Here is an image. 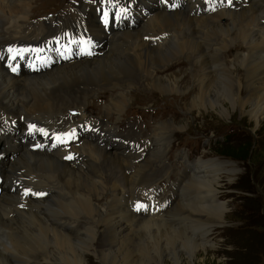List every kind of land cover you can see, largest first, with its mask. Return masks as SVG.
I'll list each match as a JSON object with an SVG mask.
<instances>
[{"label":"bare ground","instance_id":"bare-ground-1","mask_svg":"<svg viewBox=\"0 0 264 264\" xmlns=\"http://www.w3.org/2000/svg\"><path fill=\"white\" fill-rule=\"evenodd\" d=\"M0 1V11L3 12L2 14H5V17L0 18L1 31L4 30L8 34H11V32H13L16 27H21L17 24L19 23V20L17 21V12L21 11V9H23L22 17L24 22H26L29 18V12L32 16V2H30V0H20L21 3L17 0ZM116 1L119 3H124V5L127 6L130 5L127 3V0H113L110 2V5L107 3L106 6L111 7L113 2ZM104 2L105 0H97L96 4L99 6ZM172 2L173 0H139V3L131 4L133 7L131 9V13H127L126 18L123 19L120 24H118L117 28L112 29L111 32L107 34L102 40L104 41V48L106 49L105 53H109L103 56L102 59L99 58L100 60L98 61H90L89 63L87 62L88 64L92 65L93 71L91 72V70H89L90 73L86 72L82 74L83 81L93 82L98 77H106L107 73L110 74L107 72L108 69L112 70L115 75L119 74L120 72H124L126 74L128 71H135L136 74L155 76V66L158 64L169 63L181 54L191 55L194 61L200 60L201 51H203L202 55L204 60L210 59L211 64L216 65L219 69H224L226 73L225 75L211 78L209 71L204 70V75L202 79L200 78V92L199 94H195L189 103V110L196 108L199 109L202 107H204V109L218 107L224 116H229V108L226 105L228 101L232 108H239L242 112H247L256 122L259 123L260 121L264 120V0H231V2H229V0H221V2H218L213 6H209L208 8L191 6V2H194L191 1L188 2L185 8L175 11L173 10L174 6ZM83 8L84 12H89L90 10L95 12V10H97V8L94 10V7L88 4L83 5ZM236 10L243 11L240 12ZM214 12H217V14L213 15ZM236 12L240 14L237 19L234 18ZM256 13H260V15L255 16ZM152 14H155V17L150 20V16ZM209 16H212V21H210ZM245 16H250V18H245L243 20L242 18ZM176 17L188 19L190 25L188 29H191V31L186 32L188 22L181 23L180 28L168 25L173 23ZM30 20L28 21V30L32 32V38L36 37L40 29H43L44 33H48L50 30H53L57 27V21H50V27L47 29L42 23L31 26ZM65 20V17L60 18L58 22ZM247 20L249 21L248 24L243 25L242 22ZM256 22L257 24L255 25ZM26 25L27 22L25 26ZM154 25H157V27ZM212 33H214L216 36L224 37L230 41H233L235 38L243 35L242 39L244 40V43L242 44H244L245 49L240 52H236L234 60L241 62L243 66L249 69V71L253 70L252 74H250L246 79L247 85L243 83V78H241V76H239L237 79H234V72L228 68L229 63L227 60L223 59V57L220 58V53H218L219 46L210 35ZM219 33L222 34L220 35ZM88 34L91 35L92 33L89 32ZM120 34L128 35L130 37L123 41V46L126 48V50H129L128 52H124V54L119 53L117 51L119 50V47L114 44L121 41L119 36ZM31 43L33 42H11L6 44L4 48L0 49V57L3 58H0V61L4 62L5 67L10 73H12L10 63L8 65L6 62L9 55H11L13 59L19 58L22 61L27 62L30 67L34 69L31 70L28 66L23 65V67L20 68V71L16 73H20L22 70L27 73H38L46 70V68L49 66V61H51L53 58L63 59L62 62L65 61L70 64L58 66L52 71L48 70L49 72L47 74L43 73L45 76H29L26 78H21L19 75H10L0 65V103L2 104L17 108L18 106H23L31 99L37 100L36 98H41V95L46 93L48 90L51 92L56 86L59 87L63 86L64 84H72L78 80L76 77L78 75L77 69L84 70V64L79 63L78 60H76V57L74 58L72 55L66 52H63L62 55L52 57L49 61L43 63V61L38 58V54L35 51L37 57L34 58L35 65L32 66L31 56L34 54V49L32 51H27L24 54L22 53V51H25L24 47H28ZM33 44H36L38 47L46 50V45L39 43ZM236 46L237 43H235L234 47H230L228 50H226L225 54L230 55L235 51ZM226 48H228V46ZM194 50L196 51L197 55L189 53L190 51ZM251 54H253V56L250 57ZM185 64L186 60L180 59L175 64L172 62L167 67V70L173 69L177 65L184 66ZM38 65H40L39 68L37 67ZM204 67L205 65L202 64L200 69L203 71ZM212 70H214V68H212L211 65V72ZM158 71L159 70H157V73H159ZM71 74L74 76V78H67V75ZM128 77L134 78L133 80H135L134 76ZM108 78L109 77H106V79ZM125 81L128 82L131 80ZM154 84L160 90L165 88L175 89L174 82L169 79L155 77ZM81 85L83 86H79V89H77L78 94L82 91H85V89H89L90 87H97V89L100 87L97 85H91L89 83H83ZM119 87H122L123 89L120 90ZM111 88H118V92L113 97H111L108 105L114 101L113 99L115 97L117 98L118 94H126L127 89L124 87V85H118L116 87L111 86ZM90 90L86 91V101L80 107L77 117L72 116L68 118L66 116V112L64 111L61 113L62 122L68 121V124H72L78 120V115H81L82 118L86 116V111L88 109V105H86L87 95L90 94ZM181 91L182 90H177V92ZM122 100H124V98ZM117 103L119 104V102ZM32 104L34 105L35 101H33ZM108 105L105 106V109ZM126 106L127 104H123L121 107H118L120 109H115L109 117H105L104 109L102 118L105 117L111 119L115 111L121 112L126 108ZM58 108L59 105H57L51 99H47L46 101L34 106H30L27 109L31 111L33 109L36 112L43 110L54 111ZM174 114L177 113L175 112ZM30 118V128L23 129L22 131H8L6 128L3 130V137L7 139L8 143L10 144L9 147H5L0 143V148L4 149V152L2 153L4 156V161L9 162V160L11 161L14 159L17 154L16 141L20 140L19 135L21 133L28 134V132L31 130L32 132L37 130L38 133L32 135V142L27 143V147L29 149L36 150L43 145L44 150L49 153H54L56 158L59 159L63 158V155L61 154L62 150L56 149V146L62 144L63 141L66 143L69 137L74 144L78 140V133L69 132L66 135V132L70 130L66 129L64 131H60L55 127L53 122H41V120L44 118ZM108 122L110 121L108 120ZM100 123H102V125L106 124V126L99 128L95 124L94 131L92 132L101 135L102 137L112 136L118 139L128 138L118 134L115 129H112L111 122L106 123V121L102 120ZM70 127L71 125L68 128ZM183 127L184 126L181 124L177 126L174 123L170 128H168L167 125L162 124V121L154 124L151 134L145 140H143V143L147 144V148L144 152V155L142 152H140V155L143 156V159H141L143 162L140 164L139 162H137V164H133L130 161L129 154L124 155L123 152L115 153L114 157L116 156V159H119V156L129 158V165L131 167H135L138 164L141 166L144 163H147L146 168H136L131 175H127L124 171V174H126L127 178H129L127 181L129 189L135 186L136 182L142 181L143 178L140 174L145 169L150 167V165L153 163V160H162L161 156L166 151V147H168L172 141V132L176 129L180 130ZM3 137H0V142L3 141ZM82 138H84V136H82L80 139V145H82L84 142V139ZM92 140L97 144H101V140L100 138H91V140L86 143V150L89 151L92 149L91 155L94 156L99 151V147ZM149 140L154 143L152 151L150 149L151 146L147 143ZM134 145L135 144L131 146ZM73 147L74 148L72 149V146L69 145L65 149V151L69 152L67 159L75 161L79 167L88 171L87 175L78 173H75L74 175L78 183H82L84 188H89V192L87 194H84L78 185L70 181V174L58 173L55 170L49 172V175L54 174V176L52 179L48 180L49 188L43 190V193H40L39 189H36L34 186L28 184L25 177L20 179V174L25 171L32 173L39 172L37 168L38 162L32 161L38 159L39 157L35 154H31L29 156V159L31 160L29 163H26L25 160L24 162L26 164L18 168L22 171H12L10 174H7L6 171L1 174L0 171V195L3 194V197L6 193V190H8L10 186H12L10 190L21 189L24 192L23 199L26 198L27 194L36 197H43V200H40V205H38L40 208L43 206V211H37L36 209L31 210L30 218L28 217L29 219L26 221V226H20L19 230L17 229V224L14 220H6L1 216L2 214L0 215V264H20L23 262H28L31 258L34 259L36 262L35 264H44L43 257L45 260H49L48 257L43 255V250L46 248L50 249L55 262L63 264H89L87 254L90 252L97 256L103 264H166L169 258L173 260L175 264H184V257L194 260L202 250H205V244L208 241L207 237L210 230H202V233L199 236H196L194 234V230L190 229V227H195V224L216 225L221 223V221L224 219L226 206L224 202L217 200V186L219 184L218 174L221 171L219 163L203 161L199 160V158L189 163L186 155L183 157V170H181V168L177 169V172L182 174V177L179 179L180 188H187L185 184L190 182L198 184L199 188H197L198 190L196 191V198L193 199L192 196H186V198H183L181 202L185 203L186 207L181 210L182 213L179 216L173 215V217L177 218L184 216V218L189 221L188 225L183 226L184 230L180 231L177 228H172L173 222L164 221L162 223L160 221L159 215L153 218L148 216V214L152 212H159V207L157 205L158 201L155 197L156 195H154L155 192L150 193V191L147 189L140 191V193H143L145 197L149 198V201L145 203V207L147 209L146 213H148L145 214V216L140 218L135 215L137 214L136 212L133 211L135 214H132L129 210L125 211L126 220H124L125 218L123 219L120 217L119 219L113 221V218L105 216L104 213H107V211L104 208L98 207L94 203L93 199L94 197L98 198L103 195L105 191V185H100L106 183L111 185L115 196L119 194V187L115 182L108 181L106 177L101 174L102 172H99L98 170L92 171L88 165L85 166V155L82 154V152H79L76 146ZM138 150H140V148ZM130 154H132V152H130ZM150 155L152 162L149 160ZM69 157L71 158L69 159ZM76 158L81 159V161H76ZM168 159L171 160L172 158ZM209 162L212 163L213 170L216 171V173L211 171L208 172L207 167L209 166ZM102 163L117 177L121 183H125V178L121 168L113 169L119 170L122 173V178H119L118 175H116L107 164L105 165L103 161ZM57 164V161H55L54 165ZM197 164L206 165V170L195 171ZM187 167H195V169L194 171L187 173ZM77 171L79 172V170ZM149 174L155 175L157 179L160 176V173H156L152 170L149 171ZM144 183H147L150 189L153 188L151 187L153 183L150 182V179H147ZM178 189L179 188L176 190ZM176 190L171 191L170 195H166V197H170L171 193L175 192ZM111 195V190H107L105 192L106 197L110 198ZM132 195L133 197L135 196V190H133ZM83 196L84 198L82 200L75 202V199H80ZM1 200L2 199H0V202ZM208 200L211 201L207 203L206 201ZM118 202L119 200H113L109 205L114 206ZM62 204V215L64 218L58 219L59 207ZM75 206H79L77 209L79 214L90 215L92 217L97 215V217H101L100 219L103 223L108 224L109 230H107L110 235V237L108 236L110 238V244L108 247L103 248L100 244H93V235H95L96 232L91 227V221L86 219L85 221H81L78 224L73 221V210ZM68 222L70 225H72V229H76L75 226H77L79 228H83L85 231H88L87 238L72 236L70 233H68ZM177 222L178 221H176V223ZM213 225H209V227L211 228ZM140 227H144L142 234L140 233ZM79 228H77V230H79ZM106 237L107 236H105V239ZM43 240H45V244L47 241V245L43 244ZM213 246L214 244L210 245V247ZM26 249L31 253L29 252L28 254H25L21 257L12 255V251L17 253L19 251L21 253H25ZM183 250L186 255H184ZM45 254L47 255L48 253L45 252Z\"/></svg>","mask_w":264,"mask_h":264},{"label":"rangeland","instance_id":"rangeland-1","mask_svg":"<svg viewBox=\"0 0 264 264\" xmlns=\"http://www.w3.org/2000/svg\"><path fill=\"white\" fill-rule=\"evenodd\" d=\"M17 1L20 2V0ZM90 1L96 0H30V2H32V4L30 3L32 5V16L29 12V18L26 21L27 25L25 26L26 22H24V19L22 17L23 9H21V11L17 12V21L19 20V23L17 24L21 27H16L13 32H11L12 35L10 33L8 34L4 30H0V36H2L0 37V49L4 48L6 44H9L11 42L32 41L33 43L39 44L46 43V40L49 37L59 32L60 27L57 26L53 30H50L48 33H44V30L40 29L36 37L32 38V32L28 30V21L30 20V16L31 23L33 24H36L39 21L43 24L44 21H47V29L50 27L49 20L51 17L53 21H58L60 18L65 17L68 21H63L65 24L61 27L62 29L69 23L75 24L76 20L79 19L77 13H81V11L84 9L83 5H92L95 9V2ZM134 1L135 0H127V3L135 4ZM191 1H194L192 2L191 6H200L202 8H208L209 6H213L218 2H221V0H212L210 3H207L205 0ZM137 3H139V0H137ZM72 9L74 10L73 13H71ZM2 13L3 12L0 11V18L5 17V14ZM72 14L74 15L71 16ZM215 14H217V12H214L213 15ZM258 15H260V13L255 14V16ZM212 16H209L210 21H212ZM239 16L240 14L236 12L234 18L237 19ZM250 16H245L242 19L244 20L245 18H250ZM154 17L155 14H152L150 16V20ZM88 19L89 24L85 26L80 32L88 37H91L93 40H95L96 44L98 40L102 41L107 35V33H105L103 28L99 26L97 19L100 18L97 17L93 10H90L89 12L85 11L79 26L83 27L88 21ZM183 22H188L186 32H190L191 29H188L190 26L189 21L185 18L176 17L173 23L168 25L180 28V24ZM248 22L249 21L247 20L242 22V24H248ZM257 22L255 23V25L257 24ZM154 26L157 27V25ZM17 29L19 32L17 31ZM89 32H91L92 34L89 35ZM219 34L221 35L222 33ZM210 35L213 37V39L219 46L218 53H220V58L223 57V59L227 60V62L229 63L228 68L234 72V79H237L239 78V76H241V78H243V83L247 85L246 79L250 74H252L253 70L249 71V69L243 66L241 62L234 60L235 53L245 49L244 44H242L244 43V40L242 39L243 35L238 38H235L233 41L227 40L224 37L216 36L214 33ZM119 36L121 38V41L119 43L114 44L119 47V50L117 51L121 54H124V52H128L129 50H126V48L123 46V41L130 37L128 35L122 34H120ZM54 38L55 36L49 38V45L53 44L51 40L54 41ZM235 43H237L235 51L232 52L230 55H226V50H228L230 47H234ZM227 46L228 48H226ZM57 51L61 52V50L58 49ZM108 53L109 52H106L101 56H97L90 59L78 60L79 63H83L85 66L83 65L84 70L77 69L78 75L76 77L78 80L73 82L72 84H64L63 86L59 87L55 85L56 87H54L51 92H49L48 90L46 93L41 95V98H36L37 100L31 99L27 104L23 106H18V108L0 103V137H3V130L5 128L8 131H22L23 129L30 128V117L42 119L44 118L43 120H41V122H53L58 130H66L67 127H69L71 124H67L66 127V125H63L64 122H62L61 124L59 123V121L62 120L61 113L70 109H80V107L84 104V102L86 101L87 92L82 91L78 94L77 91V89H79V86H83L81 85L83 83H89L91 85L100 86L97 90L90 92V94L87 95V103L88 105H91L93 102L98 104L100 106V109H90L89 113L93 114L96 117H102L101 110L104 107V101L102 99H99L98 95L103 96L104 94H107V101L108 97L111 95V93L109 92L111 86L116 87L118 85H124V87L127 88L126 94L120 93L117 95V98L115 97L113 99L114 101H112L105 109V117H109L115 109L118 110L120 109L118 107H121L123 104H127L126 108L121 112L115 111L114 116H112L111 118L114 119V122L119 126V122L121 120H129L127 124H132L134 126L135 133L140 137L142 135L147 137L152 131L153 125L161 121L162 124L167 125L168 128H170L171 125H173L174 123L177 126L180 124L184 126L180 130L176 129L172 132L173 138L169 146L166 147V151L162 156L163 161L160 162L156 159L153 160V163L150 165V167L145 169L140 174L143 178V182H140L144 183L147 179H150L151 183L157 181L158 179L156 178V176L149 174V171L152 170L158 173V168L162 167V164H164L166 161L169 162L168 166L161 172L169 175L175 173L173 181H177L180 175L177 172V169H182L183 167V157L179 158V153L181 154V156L183 153H185L187 155L188 161L191 162L199 158V160L211 161L220 164L221 171L218 174L219 184L217 186V200H219L220 202H224L226 206L224 219L221 221V223H218L216 225L195 224V227H190V229L194 230V234L196 236H199L202 233V230H210V232L207 237L208 241L205 244V250H202L198 254L197 258H195L194 260L188 257H184V264H264V120L260 121L259 123L256 122L251 118V116L247 112H242L239 108H232L231 104L228 101L226 105L229 108V116H224V114L218 107L210 109H204V107H202L199 109L196 108L189 110V103L191 102L195 94H199L200 92L201 79L204 75V70L209 71L211 78H214L215 76L219 77L225 75L226 73L224 69H219L216 65L211 64L210 59L204 60V57L202 55L203 51H201L200 60L194 61L191 55L181 54L169 63L158 64L157 66H155V76H145L141 74H136L135 71H128L126 74L124 72H120L119 74L115 75L112 70L108 69L107 72L111 74L110 75L107 73L106 77H109L108 79L102 76V78L98 77L93 82L83 81L82 74L86 72L90 73L89 70H91V72L93 71L92 65L88 63L90 61H98ZM189 53L197 55L195 50L190 51ZM251 56H253V54H251L250 57ZM180 59L186 60V64L184 66L177 65L173 69L167 70V67L172 62L173 64H175ZM62 61L63 59L53 58L51 61H49V66L46 68V70H43L38 73H27L24 70H22V72L20 73H10L5 67L3 61H0V65L6 70V72H8V74L19 75L21 76V78H26L29 76H45L44 74H47L49 71L56 69L58 66L70 64L65 61ZM202 64L205 65L203 71L200 69ZM211 65L212 68H214L212 72ZM157 70H159V73H157ZM128 76H134L135 80H133L134 78H129ZM68 77H71V79L74 78L72 74L67 75V78ZM155 77L172 80L174 82L175 89L165 88L160 90L154 84ZM125 80L131 81L127 82ZM113 89V91H116V93L118 92V88ZM119 89L122 90L123 88L119 87ZM102 90L107 91L108 93H99ZM177 90L182 91L177 92ZM123 98L124 100H122ZM47 99H51L52 101H54L57 105H59V108L55 109L54 111L43 110L36 112L33 109L32 111L27 109L28 107L39 104L43 101H46ZM33 101H35L34 105L32 104ZM117 102H119L120 106ZM175 112L177 114H174ZM79 119H83L81 115H78V120ZM84 126L87 127V125ZM31 132L32 130L29 131L28 134L21 133L19 135L20 140L16 141L17 154L14 159L11 160L12 162L10 160L9 162L4 161V156L2 155L4 149L0 148L1 174H3L5 171L7 174H10L12 171L21 170L18 168L26 163H29L31 161L29 159V156L31 154H35L39 157L38 159L32 161L38 162L37 168L39 172L32 173L25 171L20 174V179L22 177H25L26 182L28 184L34 186L36 189H39L40 193H43V190L49 188L48 180L52 179V177L54 176V174L49 175V172L55 170L58 173L70 174V181L78 185L80 190L84 194H87L89 192V188H84L82 183H78L74 175L75 173L87 175L88 171L84 168L79 167V165L75 161L67 159L69 152L65 151V149L69 145H71L72 149L74 148L73 146H76L79 152H82V154L85 155V166L88 165L92 171L98 170L99 172H102L101 174H103L108 181H113L118 185L119 194L117 196L114 195V190L111 185L106 183L100 185H105V191L103 195L98 198L94 197L93 199L94 203L98 207L104 208L107 211V213H104V215L113 218V221L119 219L120 217H122L123 219L125 218L124 220H126L125 211L127 210H129L132 214H135L131 207L129 208L130 198H132V200L135 199L132 195L133 190H135V196L140 193V191L145 189L149 190L150 193L157 192L156 186L150 189L147 183L141 184L143 186L139 189L141 185L138 187V184L140 182H136V185L129 189L127 182L129 178H127L126 174L131 175L136 168H146L147 163H144L140 166L139 164L143 162L142 160H140L138 165H136L135 167H131L129 165V158L119 156V159H116V156L114 157L116 152H123L124 155L129 154L131 156L130 152H125L126 147H123L120 144L123 142L124 139H118L112 136L102 137L101 135H98L92 131H82L80 134H78V140L75 142L78 143L79 141H81V137L84 136V138H82L84 139L82 145L74 144L69 137L66 143L63 141L62 144L56 146V149L62 150L61 154L63 155V158L59 159L56 158V155L54 153H49L44 150L43 145L36 150L29 149L27 147V143L32 142V135L37 134L38 131L35 130L32 133ZM69 132L77 133L75 132V129H73V131H67L66 135ZM91 138H100L101 140V144H97L95 141L92 140L99 147V151L94 156L91 155L92 149H90L89 151L86 150V143L91 140ZM0 143L3 144L5 147L10 146L8 140L4 137L3 141H1ZM147 143L151 146L150 149L152 151L154 143L151 142V140H149ZM135 147L136 145L131 146L130 148L133 149ZM142 147H147V144H142ZM18 149L21 151H19ZM26 153H28L29 155ZM49 157L52 159H50ZM168 158L172 159L169 160ZM149 160L150 162H152L151 155L149 156ZM55 161H57V165H54ZM76 161H81V159L76 158ZM102 161L105 165L107 164L111 170L121 168V171L125 178V183H121L117 179V177L103 165ZM211 162H209L207 170L208 172L211 171L213 173H216V171L213 170V165ZM170 163H173V165L169 166ZM205 166L206 165L197 164V168L195 171H205ZM127 169H130L129 173L126 172ZM194 169L195 167H187L186 172L190 173L191 171H194ZM77 170H79V172ZM113 171L118 175L120 174L119 170ZM124 171L126 172V174H124ZM160 179L168 180V178L163 177L161 174ZM173 181L171 182V186H173ZM126 186H128L129 196L125 195L124 193L126 192V190L124 191V188ZM185 186L187 188H181L182 194L178 189L175 192L171 193L170 197H166V194L163 191V193L165 194L164 198L168 199V208L163 212L164 201L156 197L158 201L157 205L159 207V212H152L148 214V216L150 218H153L159 215L160 221L162 223L164 221L173 222L172 228H177L178 230L183 231V226L188 225L189 221L186 220L184 216L181 218H177L173 217V215L179 216L182 213L181 210L186 207L185 203L181 202L183 198H186V196H192L193 199L196 198V191L198 190L197 188H199L198 184H194L193 182L186 183ZM11 188L12 186H10L8 190H6L4 197L3 194L0 195V199H2L0 202V212L2 213H0V215L2 214L1 216L6 220H14L17 224V229L19 230L20 226H26V221H28V219L30 218L31 210L36 209L37 211H43V206L41 208L38 207V205H40V200H43V197H36L27 194L26 198L23 199L24 192L21 189L10 190ZM107 190L112 191V195L110 198L105 196V192ZM83 198L84 196L80 199H75V202H77L78 200H82ZM146 199L149 201V198L146 197ZM113 200H119L120 203H117L119 206L117 204L114 206H110L109 204L112 203ZM210 201L211 200H208L206 202L208 203ZM62 206L63 204L59 207L58 219L64 218L62 215ZM78 207L79 206H75L73 210V221L77 224L81 221H85L86 219L91 221V227L96 232V236L93 235V244H100L103 248L108 247L110 244L108 224L103 223L100 219L101 217H97V215H95V217H92L90 215L79 214L77 212ZM142 209H144V213L147 212L145 204ZM135 215L140 218L143 216L138 214ZM24 218L27 220H25ZM176 221L178 222L176 223ZM209 225L213 226L210 228ZM67 227L69 228L68 233H70L72 236L87 238L88 231H85L83 228L75 226L76 229H72V225H70L69 222L67 223ZM77 228H79V230H77ZM142 231H144V227H140L141 234L143 233ZM105 236H107L106 239ZM43 241V244L47 245V241L46 244L45 240ZM211 244H214V246L210 247ZM27 249L25 253H21L20 251L18 253L12 251V255L16 257H21L30 252ZM45 252L48 254L46 255ZM43 255L49 258V260H45L43 257L44 264H63L55 262L53 260V256L49 248L43 250ZM184 255H186L185 252ZM87 257L89 260V264H103L101 260L97 256L93 255L91 252L87 254ZM170 260L171 259L169 258L166 264H175L173 260ZM35 263L36 262L34 261V259L31 258L28 262H23L20 264Z\"/></svg>","mask_w":264,"mask_h":264},{"label":"snow or ice","instance_id":"snow-or-ice-1","mask_svg":"<svg viewBox=\"0 0 264 264\" xmlns=\"http://www.w3.org/2000/svg\"><path fill=\"white\" fill-rule=\"evenodd\" d=\"M229 2H231V0H229ZM14 70V69H13ZM71 157H69V159H70ZM138 207H143V205H138Z\"/></svg>","mask_w":264,"mask_h":264},{"label":"trees","instance_id":"trees-1","mask_svg":"<svg viewBox=\"0 0 264 264\" xmlns=\"http://www.w3.org/2000/svg\"><path fill=\"white\" fill-rule=\"evenodd\" d=\"M236 157V156H235Z\"/></svg>","mask_w":264,"mask_h":264}]
</instances>
